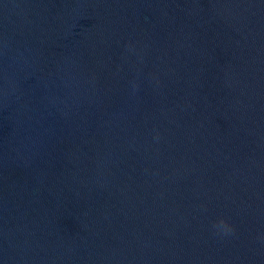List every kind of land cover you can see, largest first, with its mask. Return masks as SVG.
<instances>
[{
    "label": "water",
    "instance_id": "water-1",
    "mask_svg": "<svg viewBox=\"0 0 264 264\" xmlns=\"http://www.w3.org/2000/svg\"><path fill=\"white\" fill-rule=\"evenodd\" d=\"M0 264H264V0H0Z\"/></svg>",
    "mask_w": 264,
    "mask_h": 264
},
{
    "label": "clouds",
    "instance_id": "clouds-1",
    "mask_svg": "<svg viewBox=\"0 0 264 264\" xmlns=\"http://www.w3.org/2000/svg\"><path fill=\"white\" fill-rule=\"evenodd\" d=\"M220 223H221V225H224V222H223V221H221ZM225 227H226V226H225Z\"/></svg>",
    "mask_w": 264,
    "mask_h": 264
}]
</instances>
